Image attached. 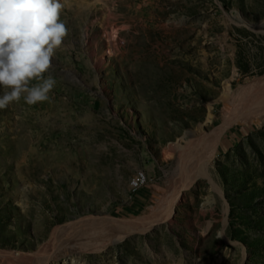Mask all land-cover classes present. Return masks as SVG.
<instances>
[{
    "label": "rangeland",
    "instance_id": "rangeland-1",
    "mask_svg": "<svg viewBox=\"0 0 264 264\" xmlns=\"http://www.w3.org/2000/svg\"><path fill=\"white\" fill-rule=\"evenodd\" d=\"M61 4L49 99L0 109V264H34L23 256L74 222L92 248L67 234L47 264H264V117L232 124L206 173L182 159L264 78V0ZM107 217L156 222L105 244L79 237Z\"/></svg>",
    "mask_w": 264,
    "mask_h": 264
},
{
    "label": "clouds",
    "instance_id": "clouds-1",
    "mask_svg": "<svg viewBox=\"0 0 264 264\" xmlns=\"http://www.w3.org/2000/svg\"><path fill=\"white\" fill-rule=\"evenodd\" d=\"M61 9V0H0V109L22 95L29 105L49 99L56 79L45 73L68 34Z\"/></svg>",
    "mask_w": 264,
    "mask_h": 264
},
{
    "label": "bare ground",
    "instance_id": "bare-ground-1",
    "mask_svg": "<svg viewBox=\"0 0 264 264\" xmlns=\"http://www.w3.org/2000/svg\"><path fill=\"white\" fill-rule=\"evenodd\" d=\"M99 1L101 3L106 4V6H108L109 0H99ZM94 3L96 2L94 1L93 4ZM118 25L119 24L116 21H113V23L110 24L111 30L115 31L113 35L110 36V39H112L113 45L119 44V41H118L119 31L121 29L117 28ZM250 87L251 88L248 92H246L245 97L241 96L240 94H235L232 96V98L230 99V104L234 107V110L231 111L228 116L224 117V120L216 127L215 131H213L211 134H208V135H206L205 133L202 136L194 137L189 141L188 147L186 149V153L182 157V159L184 160L183 163H186L185 168L187 170H188V167L190 168L193 167L194 169L192 173L194 174L197 170L199 173H202V174L206 173L207 164L209 163L211 156L213 154L215 155V153L217 152L218 147L221 145L220 142H222L224 133L231 127L232 124H234L236 121H238L239 119L243 117H259V118L264 117V78L259 80L256 84H251ZM227 91L225 95L229 97L230 93ZM206 122L208 124H214L215 120L212 117V115H210L207 118ZM186 176L184 174L181 175L180 169L178 170L177 177H184L183 179L189 180L190 178H186ZM148 180L149 179L147 176V183H148ZM193 180L194 179H192L191 184L193 183ZM131 186L134 189H139L141 187H144L143 171H140L139 173L135 175V177L131 181ZM178 193L169 201L170 203L167 202L165 213H167V215L169 216H171V214L173 213L174 206L176 205L177 201L180 199V194ZM165 213H157L153 217V219H156L157 217H160L162 215H166ZM107 218H102L100 220H95V221H91V223H88L86 226V229H88L87 232L81 233L79 237H83V235L85 234V236L93 238L91 241H94L95 239L97 241L101 240V242L105 244L115 239L114 235L117 236L120 234H127L133 231H137L138 229L143 228L142 226L144 224L152 225L154 224L153 222H156V220L154 221L146 220V222L144 223H142L143 220H133L130 222H126L123 220H115L114 218H110V217H107ZM79 225H80L79 223L74 222V223H68L65 225H61L59 227V229H61V232L65 230L70 232V233L68 232L67 234L72 235L70 239H72L73 242L75 243L74 248L80 247L79 244L76 242L78 235H75V232H74L75 228H78ZM63 233L64 235L62 234V236L64 239L67 234L66 232H63ZM55 236L57 237H56L54 244H52L51 246H48V248L41 247L36 252L35 257L33 258L30 255H24L22 260L25 263L32 262L34 264H47L48 261H50L53 257H55L56 252H59L63 248H67L65 247L66 245L64 246L61 245V241L63 239H60V234L59 235L56 234ZM55 244L60 246V248H57V250H54L53 252ZM74 248H71V249H74ZM82 248L90 250L92 248L91 243L84 242L83 246L80 247V250Z\"/></svg>",
    "mask_w": 264,
    "mask_h": 264
},
{
    "label": "built area",
    "instance_id": "built-area-1",
    "mask_svg": "<svg viewBox=\"0 0 264 264\" xmlns=\"http://www.w3.org/2000/svg\"><path fill=\"white\" fill-rule=\"evenodd\" d=\"M143 174H144V186H146L147 184V174L145 173V172H143Z\"/></svg>",
    "mask_w": 264,
    "mask_h": 264
}]
</instances>
